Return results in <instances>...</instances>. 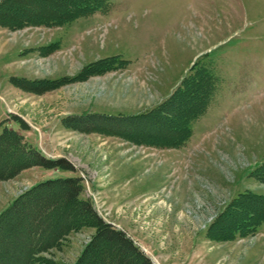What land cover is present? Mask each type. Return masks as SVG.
<instances>
[{
  "label": "rangeland",
  "instance_id": "374dc122",
  "mask_svg": "<svg viewBox=\"0 0 264 264\" xmlns=\"http://www.w3.org/2000/svg\"><path fill=\"white\" fill-rule=\"evenodd\" d=\"M106 3L58 28H0V132L7 127L23 134L9 108L30 125L27 143L33 137L32 146L46 158H62L72 168L33 167L0 182V212L38 182L77 177L79 200L157 264H264V224L247 237L206 238L233 198L264 195V181L253 176L264 165V0ZM109 58H115L108 61L111 69L74 79L83 67ZM200 69L214 77V93L178 149L99 135L94 122L62 125L66 116L145 113ZM22 78L62 83L36 94L16 86ZM93 233H69L51 257L74 264Z\"/></svg>",
  "mask_w": 264,
  "mask_h": 264
},
{
  "label": "trees",
  "instance_id": "16d2710c",
  "mask_svg": "<svg viewBox=\"0 0 264 264\" xmlns=\"http://www.w3.org/2000/svg\"><path fill=\"white\" fill-rule=\"evenodd\" d=\"M106 4V0H0V27H60L103 10ZM39 7H43L44 12L48 8L54 11L64 8L65 11L59 13L50 9L49 14L44 15V12H39ZM20 11L23 14L32 12V17L24 18L21 14L18 17L15 13ZM53 47L42 51L46 54V50L53 51ZM112 60L115 58L85 66L74 79L83 80L87 76L101 74L112 68L108 62ZM60 82L22 78L17 79L15 84L20 89L38 94L56 89ZM213 93L214 77L207 70L200 69L185 77L166 101L145 113L67 116L63 118L62 125L69 128L75 127L76 123L94 122L92 131L99 135L117 136L135 144L160 149H178L191 137V125L206 113ZM194 99L197 102L189 106ZM12 119L22 130L28 129L21 119ZM111 124L115 128L109 127ZM33 167L72 170L62 158H46L29 145L18 131L2 128L0 182L12 180ZM253 176L264 181V165ZM81 191L80 178H53L36 183L14 199L0 213V264H56L51 257L52 252L60 249L69 233L83 228L94 229V233L74 264H153L126 233L102 220L90 202L79 200ZM60 223L61 226L53 229ZM263 224L264 195L241 193L208 227L206 238L230 241L236 235L247 237Z\"/></svg>",
  "mask_w": 264,
  "mask_h": 264
},
{
  "label": "crops",
  "instance_id": "0c3cea01",
  "mask_svg": "<svg viewBox=\"0 0 264 264\" xmlns=\"http://www.w3.org/2000/svg\"><path fill=\"white\" fill-rule=\"evenodd\" d=\"M2 121V118H1V116H0V122ZM28 134H29V132H28ZM23 135L26 137V133H23ZM28 137V139H29V136H27ZM28 142L30 143V144H33V137H31L29 140H28ZM34 144H35V146L37 145L35 142H34ZM37 147H39L38 145H37Z\"/></svg>",
  "mask_w": 264,
  "mask_h": 264
}]
</instances>
